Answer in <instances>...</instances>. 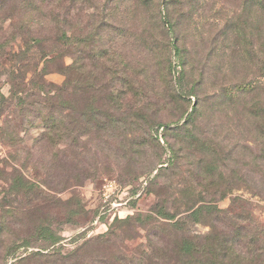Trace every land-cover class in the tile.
I'll return each mask as SVG.
<instances>
[{
  "label": "rangeland",
  "instance_id": "rangeland-1",
  "mask_svg": "<svg viewBox=\"0 0 264 264\" xmlns=\"http://www.w3.org/2000/svg\"><path fill=\"white\" fill-rule=\"evenodd\" d=\"M250 9L0 0V264H188V243L207 264L223 248L264 256V141L240 121L242 100L211 104L213 90L253 73ZM63 63H74L70 95L55 90ZM184 67L205 108L181 128L197 100L175 95ZM61 119L87 133L61 142ZM213 195L219 213L190 214Z\"/></svg>",
  "mask_w": 264,
  "mask_h": 264
},
{
  "label": "trees",
  "instance_id": "trees-1",
  "mask_svg": "<svg viewBox=\"0 0 264 264\" xmlns=\"http://www.w3.org/2000/svg\"><path fill=\"white\" fill-rule=\"evenodd\" d=\"M251 1V9H250V23L252 25V29L250 31L251 41L249 43L250 48L248 51L249 57L248 61L250 64V68L253 70V73L251 74V77L248 80H240L239 82H233L231 84L222 86L219 89L213 90L211 93L212 97L214 98V104L212 105L218 106V107H224L223 104H236L240 102V100L243 101V107L241 110V118L240 121L242 124H251L252 127L255 129V136L256 138L263 143L264 141V17L263 20L260 21L258 19V12L261 13V15L264 16V0H250ZM46 18L52 20L54 18L55 10L53 7L49 6L48 9H46ZM262 10V11H261ZM48 21V20H47ZM42 37L39 36H31V40L33 42H36L37 44L44 43V36L42 34H39ZM95 35V34H94ZM97 35V34H96ZM96 35L94 37H96ZM57 38L62 43H70L72 40V35L68 34V31H63L62 33L58 34ZM82 43H90L92 44V38H87L86 41H82ZM97 52V51H96ZM70 50L66 51V54H60V57L64 55H69ZM44 65L43 70L46 71L47 68V62L50 60L47 58V54L44 56ZM182 67L183 64L181 63ZM64 74V81L61 85H58L55 90L60 95H70L72 91V83L75 78V71H74V63L68 64L60 67L59 69ZM182 79L178 78L175 79V87L178 90L177 94L178 96L181 95H193L197 98L195 103L192 105L191 111L187 114L184 123H182L180 126L181 128L184 126H189L190 124L193 125L195 121L197 120L199 114H201V110L203 107L205 108V100L198 98L197 93L193 90V84L188 85L187 88H185L186 85L183 84V76L187 70H182ZM251 96L249 100L247 98ZM62 103H68L64 99H62ZM64 116V115H63ZM81 116L85 117L86 112L82 111ZM66 117V116H64ZM68 117V116H67ZM44 118L49 119L51 118L50 115H46ZM43 118V119H44ZM181 119V116L176 118V122H179ZM57 128L55 132V136L58 137V139L61 142H68L71 143L77 139V135L84 136L87 132L86 130L83 131H77L80 127L83 128V126H80L79 124L76 125V127L72 124L71 121H64L63 119L57 121ZM162 127L168 128L167 124H161ZM50 126H48L49 128ZM189 127H186L185 129H188ZM54 129V128H50ZM84 129V128H83ZM188 134L191 136V131L189 130ZM264 146V143L262 144ZM170 157H175L176 153L174 152L173 148L171 149L170 146ZM261 158L264 161V149L261 150ZM225 196L224 193L219 194V198L221 199ZM217 199V200H218ZM216 198L213 195L212 198L209 200H203L202 206L190 211L191 215L195 213H201L203 214V210H206L205 213L212 214V213H219V209L217 208ZM155 215L160 216H166L171 217L173 216L170 212H162V211H154ZM188 250L187 256H188V264H207L202 261V259L195 258L193 259V255H201L202 251L198 249L197 247L190 245L188 243V246L186 247ZM222 252H216L215 254H210L211 258L210 261H208V264H264V256L258 255V254H250L249 256H244L243 254H239L236 249L233 248H223ZM213 255V260H211Z\"/></svg>",
  "mask_w": 264,
  "mask_h": 264
},
{
  "label": "built area",
  "instance_id": "built-area-1",
  "mask_svg": "<svg viewBox=\"0 0 264 264\" xmlns=\"http://www.w3.org/2000/svg\"><path fill=\"white\" fill-rule=\"evenodd\" d=\"M113 186H114V185H113L111 182L107 185V187L110 188V190L113 189V188H112Z\"/></svg>",
  "mask_w": 264,
  "mask_h": 264
}]
</instances>
